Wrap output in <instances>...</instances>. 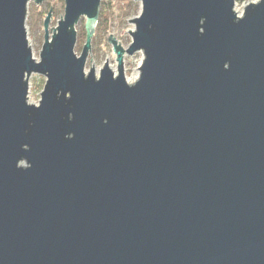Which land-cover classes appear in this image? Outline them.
Listing matches in <instances>:
<instances>
[{
	"label": "water",
	"instance_id": "1",
	"mask_svg": "<svg viewBox=\"0 0 264 264\" xmlns=\"http://www.w3.org/2000/svg\"><path fill=\"white\" fill-rule=\"evenodd\" d=\"M29 1L0 0V264H264V0H134L98 77L101 0H64L49 36L50 8L38 60Z\"/></svg>",
	"mask_w": 264,
	"mask_h": 264
},
{
	"label": "rangeland",
	"instance_id": "2",
	"mask_svg": "<svg viewBox=\"0 0 264 264\" xmlns=\"http://www.w3.org/2000/svg\"><path fill=\"white\" fill-rule=\"evenodd\" d=\"M257 1L258 0H235L234 11L236 15L241 16L244 7L248 3L257 2ZM31 7L37 8L39 12L37 18H40L39 19L40 22L38 21L37 23H34L33 31L30 28V26L26 24V33H27L28 45L32 51V56L36 60H38L39 51L41 49V45L43 43V37H44L43 21L45 19V16L49 12V9L51 8L50 11L51 18L49 16L48 27H47L48 35L50 36L53 33V28L57 26L58 23L57 21H59L63 17L64 0H43L38 5L35 4L33 0H30L27 4V13L29 12V9ZM139 13H140L139 2H138V9L135 14L123 18V16L114 13L113 18L109 22L106 30L103 32L102 37L100 38L99 36V38L96 41L93 42L91 41V46L85 61V72H88V70L91 67H93L95 70V75L96 77H98L100 69L103 68L104 63L106 62V65H111V67L113 68L114 76L117 75V62H116L115 54L112 51V46L107 42L108 36L110 34L113 35L116 38L117 42H119V44L123 48H127L131 42V36L128 30L132 31L134 29L133 23H131V21L129 22L128 20L138 16ZM33 21H34V17H33ZM84 21H85V17L81 16L78 19L77 23L75 24L77 38H76L74 51L77 55H79L82 45L84 44L85 41ZM142 59H143V55L141 51L135 52L133 55H127V54L123 55V73L125 80L129 79L131 76L135 74H137V79H138L139 77L138 67L141 64ZM45 79L46 78L44 75L36 74V73L30 74V76L28 77V94H27L29 103L31 104L38 103L40 98V92L45 83ZM135 81H133L132 83H134Z\"/></svg>",
	"mask_w": 264,
	"mask_h": 264
},
{
	"label": "trees",
	"instance_id": "3",
	"mask_svg": "<svg viewBox=\"0 0 264 264\" xmlns=\"http://www.w3.org/2000/svg\"><path fill=\"white\" fill-rule=\"evenodd\" d=\"M137 9L138 2L134 0H101L98 20L91 41H96L99 36L100 38L102 37L103 32L106 30L109 22L112 20L114 13H117V15H121L124 18L135 14ZM38 14L39 12L37 8L31 7L26 15V24L30 26L32 31L34 30V23H37L38 21L40 22V18H37Z\"/></svg>",
	"mask_w": 264,
	"mask_h": 264
},
{
	"label": "bare ground",
	"instance_id": "4",
	"mask_svg": "<svg viewBox=\"0 0 264 264\" xmlns=\"http://www.w3.org/2000/svg\"><path fill=\"white\" fill-rule=\"evenodd\" d=\"M107 66H108V68L112 71V73L114 74V70H113V68L111 67V65H107ZM136 79H137V74L131 76L129 79H126V81H127L128 83H132V82L135 81Z\"/></svg>",
	"mask_w": 264,
	"mask_h": 264
}]
</instances>
